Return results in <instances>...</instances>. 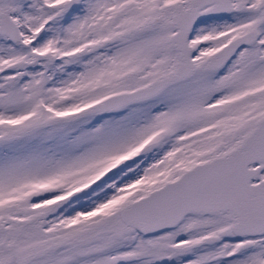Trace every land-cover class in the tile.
<instances>
[{
    "label": "snow or ice",
    "instance_id": "snow-or-ice-1",
    "mask_svg": "<svg viewBox=\"0 0 264 264\" xmlns=\"http://www.w3.org/2000/svg\"><path fill=\"white\" fill-rule=\"evenodd\" d=\"M0 264H264V0H0Z\"/></svg>",
    "mask_w": 264,
    "mask_h": 264
}]
</instances>
